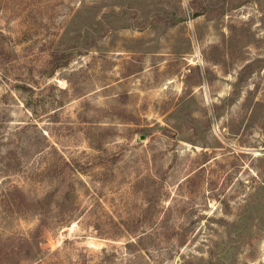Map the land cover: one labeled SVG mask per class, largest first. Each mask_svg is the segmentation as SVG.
Masks as SVG:
<instances>
[{"label": "rangeland", "instance_id": "374dc122", "mask_svg": "<svg viewBox=\"0 0 264 264\" xmlns=\"http://www.w3.org/2000/svg\"><path fill=\"white\" fill-rule=\"evenodd\" d=\"M0 264H264V0H0Z\"/></svg>", "mask_w": 264, "mask_h": 264}]
</instances>
